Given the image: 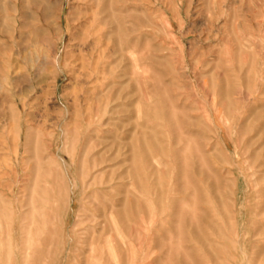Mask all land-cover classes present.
<instances>
[{
  "label": "rangeland",
  "instance_id": "obj_1",
  "mask_svg": "<svg viewBox=\"0 0 264 264\" xmlns=\"http://www.w3.org/2000/svg\"><path fill=\"white\" fill-rule=\"evenodd\" d=\"M0 264H264V0H0Z\"/></svg>",
  "mask_w": 264,
  "mask_h": 264
},
{
  "label": "bare ground",
  "instance_id": "obj_2",
  "mask_svg": "<svg viewBox=\"0 0 264 264\" xmlns=\"http://www.w3.org/2000/svg\"><path fill=\"white\" fill-rule=\"evenodd\" d=\"M12 64V60L10 59V57H9V60H8V64H7V69L10 71V69H11V65ZM23 105H25V103H22ZM19 196V195H18ZM18 200V199H17ZM19 201V200H18Z\"/></svg>",
  "mask_w": 264,
  "mask_h": 264
}]
</instances>
